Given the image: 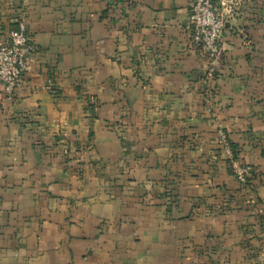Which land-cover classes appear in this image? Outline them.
I'll return each instance as SVG.
<instances>
[{
	"label": "crops",
	"instance_id": "0c3cea01",
	"mask_svg": "<svg viewBox=\"0 0 264 264\" xmlns=\"http://www.w3.org/2000/svg\"><path fill=\"white\" fill-rule=\"evenodd\" d=\"M232 1L204 83L191 0H0L37 47L0 85V264L263 263L264 0Z\"/></svg>",
	"mask_w": 264,
	"mask_h": 264
},
{
	"label": "built area",
	"instance_id": "2783aa9c",
	"mask_svg": "<svg viewBox=\"0 0 264 264\" xmlns=\"http://www.w3.org/2000/svg\"><path fill=\"white\" fill-rule=\"evenodd\" d=\"M236 3L229 0H191L189 5V35L194 47L200 49L208 61L204 83L213 80L217 64L224 55L223 34L227 23L236 14ZM37 52L28 35L27 21L23 16L14 20L7 41L0 44V85L11 95L24 75L31 71V63ZM208 93L205 100L208 103ZM221 146L230 163L232 175L242 185L251 176L252 167L235 158L227 136L222 133Z\"/></svg>",
	"mask_w": 264,
	"mask_h": 264
},
{
	"label": "trees",
	"instance_id": "16d2710c",
	"mask_svg": "<svg viewBox=\"0 0 264 264\" xmlns=\"http://www.w3.org/2000/svg\"><path fill=\"white\" fill-rule=\"evenodd\" d=\"M215 77H216V75H215ZM215 77L213 78V80L215 79ZM230 145H231V148H232V150H233V152L235 154V158L238 159L236 148L232 145V143H230ZM222 151H223V149H222ZM225 160H226V162L228 164V168H229L230 174H232V170L230 168V163H229V161L227 159H225ZM257 176H260V175L255 172V169L252 168L251 176L247 179V181H246V183H244V185L241 184L242 188H244V189H253V188H255L253 180L256 179ZM260 177L263 178L262 175ZM259 221H260L259 223L261 224L260 226H263L264 218H260ZM246 248L249 250L248 258H250V259H256L257 260L262 255V253L264 251V248L255 249V250L252 249L251 246H247ZM262 264H264V260H263Z\"/></svg>",
	"mask_w": 264,
	"mask_h": 264
}]
</instances>
